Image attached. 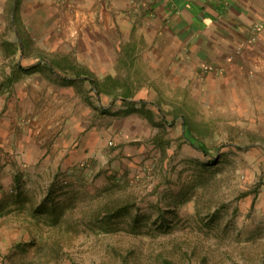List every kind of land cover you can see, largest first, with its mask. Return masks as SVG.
I'll use <instances>...</instances> for the list:
<instances>
[{
  "label": "rangeland",
  "instance_id": "1",
  "mask_svg": "<svg viewBox=\"0 0 264 264\" xmlns=\"http://www.w3.org/2000/svg\"><path fill=\"white\" fill-rule=\"evenodd\" d=\"M11 6L0 0V87L18 66L48 70L61 81L57 70L70 60L44 57V43L26 36L28 11H17L19 1L13 12ZM7 41L15 43L14 57ZM207 71L213 66H203ZM119 83L112 79L109 86ZM123 84L131 94L132 85ZM202 92L157 91L163 98L151 115L141 105L130 117L98 112L92 162L55 174L47 188L30 186L28 203L3 191L0 200L10 199V209L24 214L0 219V264H264V117L253 106L222 105L216 89ZM113 198L128 205L112 220L97 221L99 205Z\"/></svg>",
  "mask_w": 264,
  "mask_h": 264
},
{
  "label": "crops",
  "instance_id": "2",
  "mask_svg": "<svg viewBox=\"0 0 264 264\" xmlns=\"http://www.w3.org/2000/svg\"><path fill=\"white\" fill-rule=\"evenodd\" d=\"M17 1L43 56L70 63L59 66L61 81L29 72L0 93V198L10 192L28 203L30 186L47 188L55 174L92 162L98 112L130 117L141 105L151 115L157 91L216 89L222 105L253 106L264 117V0H11L12 12ZM209 65L214 71L203 72ZM112 79L121 83L109 86ZM10 210L0 219L24 214Z\"/></svg>",
  "mask_w": 264,
  "mask_h": 264
},
{
  "label": "trees",
  "instance_id": "3",
  "mask_svg": "<svg viewBox=\"0 0 264 264\" xmlns=\"http://www.w3.org/2000/svg\"><path fill=\"white\" fill-rule=\"evenodd\" d=\"M5 44L6 46V49L9 53V57H14L16 55V46H15V43H12V42H9L7 41L6 43H3ZM24 43L22 42L21 46L19 43H17L18 45V48H24L25 46L23 45ZM16 71V73H15ZM13 70L11 72V76L10 77H5V81L6 82H3V84L1 85L0 87V90L2 89V86H6L7 88L13 84L15 81H17L21 75H23L25 72L26 73H29L28 70L24 67H20L18 66V69L16 70ZM185 129L189 132V129H187L185 127ZM190 143L192 144H197V147L202 151L204 152L205 154H208L209 155V149L206 147V145L204 143H199V142H196L191 136L188 140ZM214 162H216V159H214ZM110 191V189H109ZM111 195H113L112 192H110ZM246 194H249V193H246ZM128 203L127 202H124L123 200L121 199H117V198H113L111 199V201H108V202H105L103 205H99L98 207V211L96 212L95 214V218L97 219V221H100V220H105L106 221H109V220H112V218H115L117 217L118 215H120L123 210L126 208L127 205H125ZM10 199L8 200V198H3V200H0V215L2 214H6L7 212L10 211ZM56 224V220L53 222V225Z\"/></svg>",
  "mask_w": 264,
  "mask_h": 264
}]
</instances>
